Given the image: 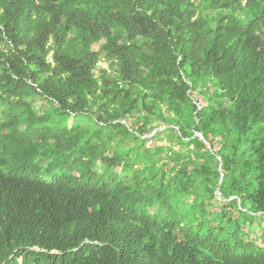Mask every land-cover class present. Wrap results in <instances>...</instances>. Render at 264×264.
<instances>
[{"label": "trees", "instance_id": "trees-1", "mask_svg": "<svg viewBox=\"0 0 264 264\" xmlns=\"http://www.w3.org/2000/svg\"><path fill=\"white\" fill-rule=\"evenodd\" d=\"M0 264H264V0H0Z\"/></svg>", "mask_w": 264, "mask_h": 264}, {"label": "water", "instance_id": "water-1", "mask_svg": "<svg viewBox=\"0 0 264 264\" xmlns=\"http://www.w3.org/2000/svg\"><path fill=\"white\" fill-rule=\"evenodd\" d=\"M200 139H202L203 140V137H202V135L201 134H196ZM219 187H220V182L218 183V185H217V187H216V191H215V193H216V195L217 196H219L220 195V193H219Z\"/></svg>", "mask_w": 264, "mask_h": 264}, {"label": "rangeland", "instance_id": "rangeland-1", "mask_svg": "<svg viewBox=\"0 0 264 264\" xmlns=\"http://www.w3.org/2000/svg\"><path fill=\"white\" fill-rule=\"evenodd\" d=\"M39 105V104H38Z\"/></svg>", "mask_w": 264, "mask_h": 264}]
</instances>
